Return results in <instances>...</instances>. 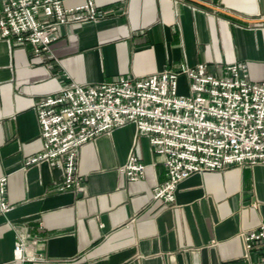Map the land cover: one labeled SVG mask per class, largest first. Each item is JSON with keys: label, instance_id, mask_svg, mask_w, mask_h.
Returning a JSON list of instances; mask_svg holds the SVG:
<instances>
[{"label": "crops", "instance_id": "obj_1", "mask_svg": "<svg viewBox=\"0 0 264 264\" xmlns=\"http://www.w3.org/2000/svg\"><path fill=\"white\" fill-rule=\"evenodd\" d=\"M92 2L100 17L60 26L47 54L0 39V177L10 205L0 216V264H264V248L246 251L240 236L264 223L263 166L191 174L164 205L152 199L163 168L132 124L78 149L76 189L60 190L62 170L46 162L25 166L42 147L36 102L71 83L197 65L223 77L236 63L249 81L262 78L264 0ZM130 154L145 166L138 181L120 171ZM17 241L34 261L14 259Z\"/></svg>", "mask_w": 264, "mask_h": 264}, {"label": "built area", "instance_id": "obj_2", "mask_svg": "<svg viewBox=\"0 0 264 264\" xmlns=\"http://www.w3.org/2000/svg\"><path fill=\"white\" fill-rule=\"evenodd\" d=\"M64 1L0 0V39L29 45L32 55L39 57L49 52L60 26L100 17L92 0L69 7L63 6ZM225 73L215 77L197 65L140 79L66 85L36 102L42 147L25 166L46 162L62 170L60 190L76 189L78 149L98 135L132 124L137 135L147 138L163 168L164 181L153 188L152 199L164 205L174 203L177 184L191 174L233 165L264 167V64L259 82L248 80L243 63L228 66ZM179 76L187 81V94L179 93ZM120 171L127 180L138 181L145 166L130 154ZM9 210L6 177H0V216ZM240 236L246 251L254 245L263 249L264 223ZM13 256L35 260L25 257L19 241Z\"/></svg>", "mask_w": 264, "mask_h": 264}, {"label": "rangeland", "instance_id": "obj_3", "mask_svg": "<svg viewBox=\"0 0 264 264\" xmlns=\"http://www.w3.org/2000/svg\"><path fill=\"white\" fill-rule=\"evenodd\" d=\"M179 93L187 94V81L184 79L183 81H179Z\"/></svg>", "mask_w": 264, "mask_h": 264}]
</instances>
